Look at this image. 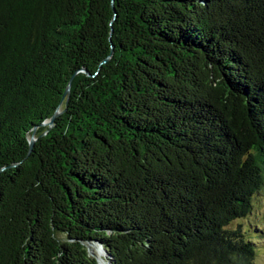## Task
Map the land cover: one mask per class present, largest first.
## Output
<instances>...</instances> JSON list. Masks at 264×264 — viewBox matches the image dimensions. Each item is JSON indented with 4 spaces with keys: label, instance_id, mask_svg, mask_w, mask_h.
Masks as SVG:
<instances>
[{
    "label": "trees",
    "instance_id": "obj_1",
    "mask_svg": "<svg viewBox=\"0 0 264 264\" xmlns=\"http://www.w3.org/2000/svg\"><path fill=\"white\" fill-rule=\"evenodd\" d=\"M262 191L264 0H0V264H254Z\"/></svg>",
    "mask_w": 264,
    "mask_h": 264
},
{
    "label": "rangeland",
    "instance_id": "obj_2",
    "mask_svg": "<svg viewBox=\"0 0 264 264\" xmlns=\"http://www.w3.org/2000/svg\"><path fill=\"white\" fill-rule=\"evenodd\" d=\"M59 111V110H58ZM59 114V113H58ZM57 114V115H58ZM43 124L49 123V120L43 121ZM51 126V125H50ZM239 224L246 229H255V230H261L262 233L258 234L261 235L258 239L256 244L257 249V255L255 256L254 264H264V191L259 193L254 200L252 201V210L251 213L244 219L239 221ZM87 248L89 252L94 255L98 262L101 261L99 258L102 257V260L109 264L106 261V253L105 251L96 243V242H90L87 244ZM99 249L102 251H99ZM103 255H101V254ZM100 263V262H99Z\"/></svg>",
    "mask_w": 264,
    "mask_h": 264
},
{
    "label": "water",
    "instance_id": "obj_3",
    "mask_svg": "<svg viewBox=\"0 0 264 264\" xmlns=\"http://www.w3.org/2000/svg\"><path fill=\"white\" fill-rule=\"evenodd\" d=\"M71 81V79L68 81V85L66 86V88H65V90H64V94H63V96H67V94H69V88H70V82ZM59 113V111H58V109L53 113V115L50 117V119H49V123H47V124H43V123H41V125H47V126H50V125H52V122L54 121V118L57 116V114ZM35 136H34V131L32 132V134H31V136H30V138H29V140H28V142H29V151L32 149L31 147H33V144H34V142H35ZM101 247V246H100Z\"/></svg>",
    "mask_w": 264,
    "mask_h": 264
},
{
    "label": "bare ground",
    "instance_id": "obj_4",
    "mask_svg": "<svg viewBox=\"0 0 264 264\" xmlns=\"http://www.w3.org/2000/svg\"><path fill=\"white\" fill-rule=\"evenodd\" d=\"M99 251H101L100 249H99ZM102 252V251H101ZM101 254V253H100ZM101 255H103V254H101ZM101 261H99L100 263L99 264H106L103 260H102V257L101 258H99Z\"/></svg>",
    "mask_w": 264,
    "mask_h": 264
}]
</instances>
